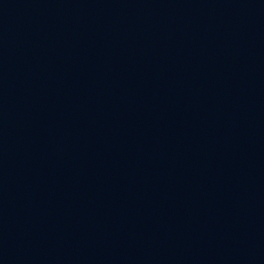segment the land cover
Here are the masks:
<instances>
[{
	"label": "water",
	"instance_id": "1",
	"mask_svg": "<svg viewBox=\"0 0 264 264\" xmlns=\"http://www.w3.org/2000/svg\"><path fill=\"white\" fill-rule=\"evenodd\" d=\"M0 264H264V0H0Z\"/></svg>",
	"mask_w": 264,
	"mask_h": 264
}]
</instances>
